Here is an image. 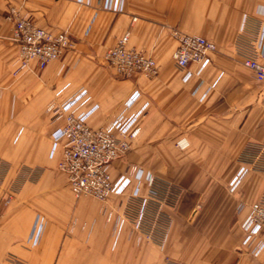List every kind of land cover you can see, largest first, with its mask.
<instances>
[{
    "label": "crops",
    "instance_id": "0c3cea01",
    "mask_svg": "<svg viewBox=\"0 0 264 264\" xmlns=\"http://www.w3.org/2000/svg\"><path fill=\"white\" fill-rule=\"evenodd\" d=\"M11 7L40 27L68 31L75 48L44 70L18 71ZM246 18L264 23V0H125L118 12L104 10L103 0H0V264H264V250L254 255L242 245L249 209L238 211L240 201L260 197L264 171L250 170L229 191L248 145L264 142V84L235 48ZM175 28L217 45L188 82L172 60ZM126 33L131 47L156 60L155 78H124L109 65L107 52ZM83 91L79 109L98 106L95 127L140 93L142 132L110 172L119 178L136 164L182 189L163 243L146 241L126 218L129 195L77 198L58 170L63 142L54 133L62 119L48 108ZM38 217L34 245L28 239Z\"/></svg>",
    "mask_w": 264,
    "mask_h": 264
},
{
    "label": "built area",
    "instance_id": "2783aa9c",
    "mask_svg": "<svg viewBox=\"0 0 264 264\" xmlns=\"http://www.w3.org/2000/svg\"><path fill=\"white\" fill-rule=\"evenodd\" d=\"M124 1L103 0V9L118 12ZM8 20L14 24V40L19 46L16 57L18 71L30 70L33 64L38 70H44L65 52L75 48V41L68 31L40 27L15 7L10 8ZM171 34L177 41L172 55L173 63L181 72L183 80L188 82L211 63V55L217 51V45L203 36L186 34L176 28ZM129 40L130 34L126 33L107 52L109 65L118 76L124 78L136 74L147 79L155 78L159 73L156 60L131 47ZM263 46L264 23H251L246 18L235 48L244 67L254 74L258 82L264 84ZM140 97L139 92H134L125 101L122 111L99 127L90 123L98 106L87 111L79 109L88 99L84 91L62 104L50 105L48 111L55 118L62 119L54 133V139L63 142V152L57 167L67 176L73 195L77 198L91 197L102 203L129 195L126 218L146 241L163 243L172 224L169 209L177 207L182 190L137 165H129L119 178H114L110 172L111 165L125 158L132 149V143L142 132L140 118L144 108H136ZM188 146L185 139L178 142L182 150ZM240 160L244 166L230 182L229 191L232 194L239 190L250 170L264 171V142L249 144ZM142 180L146 183L145 191L140 187ZM133 182L136 184L130 190ZM245 208L249 211L241 224L244 232L242 245L252 254L258 255L264 250V190L255 202L247 204L240 201L238 211ZM112 218L113 213H107V221L110 222ZM42 229L43 223L38 217L28 242L37 244Z\"/></svg>",
    "mask_w": 264,
    "mask_h": 264
},
{
    "label": "rangeland",
    "instance_id": "374dc122",
    "mask_svg": "<svg viewBox=\"0 0 264 264\" xmlns=\"http://www.w3.org/2000/svg\"><path fill=\"white\" fill-rule=\"evenodd\" d=\"M108 121H109V120H108ZM108 121H107V122H108ZM107 122H106V123H107ZM92 126H93V125H92ZM140 126H141V125H140ZM94 127H95V126H94ZM96 127H99V126H96ZM127 155H128V154H127ZM127 155H126V156H127ZM126 156H125V157H126ZM123 159H124V158H123ZM132 165H136V164H132ZM57 168H58V167H57ZM150 172H151V171H150ZM152 173H153L154 175H156L157 177H160V176H159V175H160L159 173H157V172H153V171H152ZM160 178H162V177H160ZM163 179H164V178H163ZM181 190H182V189H181ZM182 193H183V191H182Z\"/></svg>",
    "mask_w": 264,
    "mask_h": 264
}]
</instances>
